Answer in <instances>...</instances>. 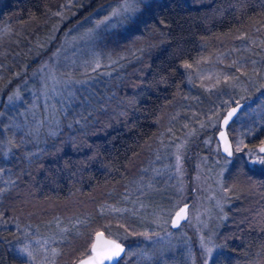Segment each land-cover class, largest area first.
<instances>
[{
  "label": "trees",
  "instance_id": "obj_1",
  "mask_svg": "<svg viewBox=\"0 0 264 264\" xmlns=\"http://www.w3.org/2000/svg\"><path fill=\"white\" fill-rule=\"evenodd\" d=\"M119 1L0 0V218L42 233L51 229L54 238L59 236L55 264H74L86 256L94 231L117 236L126 251L135 240L118 236L122 223L139 230L127 191L142 174L177 102L190 92L184 65H205L220 54L221 69L232 64L253 74L247 50L264 44V0L139 2L122 26L104 28L93 50L90 60H97L102 73L94 71L88 80L100 79L101 101L84 106L77 121L69 120L70 114L61 117L59 106L46 119L40 112L23 119V106L17 112L19 129L9 116L2 123L8 98L15 93L25 104L40 85L31 72L55 39L64 38L95 7L104 6L99 15H107ZM247 84L249 93L232 104L243 102L240 113L252 114L236 117L227 131L231 139L239 135L255 147L264 142V79ZM215 141V155L227 159ZM241 154L223 173L226 205L215 227L217 251L210 264H264V164H250ZM184 203L189 210L190 201ZM109 206L115 213L106 212ZM20 236L0 228V264H20L8 251ZM126 251L117 264H150ZM201 255L195 251L196 264Z\"/></svg>",
  "mask_w": 264,
  "mask_h": 264
},
{
  "label": "rangeland",
  "instance_id": "obj_2",
  "mask_svg": "<svg viewBox=\"0 0 264 264\" xmlns=\"http://www.w3.org/2000/svg\"><path fill=\"white\" fill-rule=\"evenodd\" d=\"M144 1L128 0L129 11L124 12L125 0H121L110 7L107 15H99L105 7L97 6L72 26L64 38L55 39V46L31 72L33 83H37L38 78L40 85H35L26 96L25 104L15 93L8 98L5 109L9 112L5 113L2 123L9 116L12 126L19 129L22 125L17 112L23 106L20 113L23 119L36 118L38 112L46 119L49 111L59 106L61 117L67 118L66 114H70L69 120L77 121L84 106L101 101V95L96 91L100 79L94 75V80H88L94 71L97 75L102 73L97 60H90L92 54L95 55L93 50L106 26V29L122 26L137 9L138 3ZM114 11L119 14L113 15ZM247 53L257 74H243L232 64L221 69L223 57L220 54L205 65L192 64L186 68L190 92L177 102L169 115V123L156 140L152 155L143 166L142 174L131 181L127 191L130 216L139 228L135 231L120 221L123 232L118 236L135 239L127 247L128 257L150 264H196L195 251L198 250L202 254L201 264H210L213 259L217 251L215 227L219 220H223L226 205L224 170L239 153L250 164H264L261 162L264 157L259 153L264 142L250 147L239 135L234 139L229 137L233 155L225 160L215 155L213 146L216 132L212 137V131L217 130L224 111L245 92L249 93L247 81L264 79V66L261 65L264 44L247 50ZM109 64L104 62L103 66ZM38 106L41 111L35 108ZM251 114L246 109L236 119L240 121ZM187 200L191 204L187 220L175 230L169 228L173 213ZM111 207H107L106 212L113 214L115 211ZM12 221L16 220L2 222L0 218L1 229L12 228L14 233L22 236L10 241L9 253L20 264H55L58 252L55 239L59 236L54 238L55 235L48 232L51 229L42 233L29 226L20 227ZM53 225L57 226V223ZM104 225L107 226V222ZM106 236L119 240L112 234ZM16 241L18 243L14 244Z\"/></svg>",
  "mask_w": 264,
  "mask_h": 264
},
{
  "label": "water",
  "instance_id": "obj_3",
  "mask_svg": "<svg viewBox=\"0 0 264 264\" xmlns=\"http://www.w3.org/2000/svg\"><path fill=\"white\" fill-rule=\"evenodd\" d=\"M243 105V102H237L232 104L225 110L224 114L219 120L218 130L215 134V139L220 154L227 158L232 157L233 154L232 143L229 138L227 129L228 126L233 122V120L238 116ZM234 109L235 111L233 112ZM229 113H233V115L229 117ZM225 120L228 121L227 124H225ZM222 133L223 136L221 135ZM226 148L231 152V155H229V151L225 150ZM261 148H264V144L259 147V151L264 153V151H261ZM188 207V203L181 204L173 213L170 219V227L172 229L177 228L181 223L187 220ZM177 213H180L179 220H177ZM112 242L119 244L123 251L119 253V256L113 257L112 259H108L106 258V253L108 252ZM94 248L95 250H93ZM125 251L126 248L120 241L110 239L102 231H97L93 234L92 241L89 247V254L78 259L74 264H117V262L124 255Z\"/></svg>",
  "mask_w": 264,
  "mask_h": 264
},
{
  "label": "snow or ice",
  "instance_id": "obj_4",
  "mask_svg": "<svg viewBox=\"0 0 264 264\" xmlns=\"http://www.w3.org/2000/svg\"><path fill=\"white\" fill-rule=\"evenodd\" d=\"M129 7L130 6L128 4V0H125V6L122 9V11H124V12L129 11ZM117 14H119V13H117L115 11L113 12V15H117ZM184 66L186 68L191 67V65H188V64H185ZM234 111H235V109L233 110V112ZM232 115H233V113H229V117H231ZM224 122H225V124H227L228 121L225 120ZM221 135L223 136V133ZM225 150L229 151L227 148ZM261 151H264V148H261ZM229 155H231L230 151H229ZM261 162H264V161H261ZM179 218H180V213H177V220H179ZM93 250H95V248ZM122 251H123V249L120 247L119 244H116V243L112 242L108 252L106 253V258L112 259L113 257H117V256H119V253L122 252Z\"/></svg>",
  "mask_w": 264,
  "mask_h": 264
}]
</instances>
